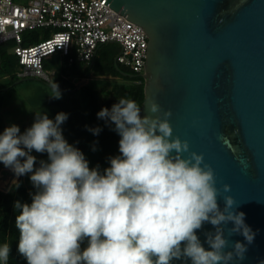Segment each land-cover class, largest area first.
I'll list each match as a JSON object with an SVG mask.
<instances>
[{"label": "clouds", "instance_id": "1", "mask_svg": "<svg viewBox=\"0 0 264 264\" xmlns=\"http://www.w3.org/2000/svg\"><path fill=\"white\" fill-rule=\"evenodd\" d=\"M171 115L154 100L147 101L146 115L127 98L102 108L97 118L120 137L119 155L109 157L103 172L64 138L66 113L54 120L37 113L23 134L17 125L3 130L0 163L17 176L30 173L37 189L30 204H15L18 252L27 264H232L245 258L256 233L234 197L224 195L231 186L217 187L203 154L173 136ZM33 150L48 160L34 167ZM205 224L214 229L204 233L207 248L197 235ZM237 234L244 242L229 249V237ZM9 254V243L0 245V264H8Z\"/></svg>", "mask_w": 264, "mask_h": 264}, {"label": "water", "instance_id": "2", "mask_svg": "<svg viewBox=\"0 0 264 264\" xmlns=\"http://www.w3.org/2000/svg\"><path fill=\"white\" fill-rule=\"evenodd\" d=\"M103 3L147 33L141 115L152 100L171 111L173 136L203 154L217 187L231 186L224 195L234 197L256 233L245 258L232 264H264V0ZM16 177L10 168L1 169L3 189ZM213 230L205 224L197 233L206 248L204 233ZM237 240L244 242L241 235L229 237V249Z\"/></svg>", "mask_w": 264, "mask_h": 264}, {"label": "trees", "instance_id": "3", "mask_svg": "<svg viewBox=\"0 0 264 264\" xmlns=\"http://www.w3.org/2000/svg\"><path fill=\"white\" fill-rule=\"evenodd\" d=\"M47 36L48 31L43 27L26 30L23 32V44L29 45ZM11 43H0V77L7 80L0 84V91L20 79L17 75L18 60L11 51ZM118 53V44L105 42L97 46L88 62H68L59 53L43 61L44 67L53 71L49 82L51 87H47L65 95L52 119L60 112L68 114V119L61 125L64 138L85 155L90 168L99 166L101 172L110 166L109 157L119 155L120 137L114 131L115 126L98 119L97 113L105 107L110 109L120 98L135 100L140 107L144 99V78L119 64L116 59ZM104 75L117 79H99ZM96 127L101 129L98 135L88 130ZM29 177V174L17 176L7 190L0 183V245H10L8 264H27L18 252L19 230L15 220L20 210L15 204L31 203L32 194L37 189ZM86 246L87 241L81 248Z\"/></svg>", "mask_w": 264, "mask_h": 264}, {"label": "built area", "instance_id": "4", "mask_svg": "<svg viewBox=\"0 0 264 264\" xmlns=\"http://www.w3.org/2000/svg\"><path fill=\"white\" fill-rule=\"evenodd\" d=\"M104 1L0 0V43H13L17 75L38 78L49 86L53 71L44 67L45 59L59 53L68 62H88L105 42L118 44L117 62L141 75L147 33ZM38 27L47 29L48 36L24 45L23 32Z\"/></svg>", "mask_w": 264, "mask_h": 264}, {"label": "rangeland", "instance_id": "5", "mask_svg": "<svg viewBox=\"0 0 264 264\" xmlns=\"http://www.w3.org/2000/svg\"><path fill=\"white\" fill-rule=\"evenodd\" d=\"M99 79L115 80L117 78L104 75ZM5 82L7 80L0 77V84ZM64 96L63 93L48 88L42 80L35 77L20 78L14 84L5 86L0 91V134L11 125H17L20 133L23 134L33 124L37 113L47 114L52 119ZM31 155L36 157V163L39 165L41 160H48L47 153H36L33 150ZM4 168L6 167L0 163V170Z\"/></svg>", "mask_w": 264, "mask_h": 264}]
</instances>
